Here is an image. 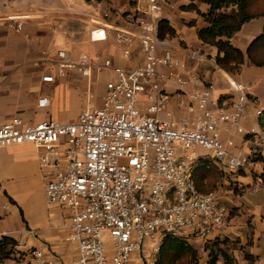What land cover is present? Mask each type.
Listing matches in <instances>:
<instances>
[{
  "label": "built area",
  "instance_id": "1",
  "mask_svg": "<svg viewBox=\"0 0 264 264\" xmlns=\"http://www.w3.org/2000/svg\"><path fill=\"white\" fill-rule=\"evenodd\" d=\"M122 15L124 25H119L106 11L92 22L88 40L111 41L124 59L141 58L138 63L121 66L112 57L73 58L58 50V69L50 66L41 76L53 82L71 70L85 78L110 71L101 105L87 91L75 120L28 123L13 117L0 125V148L31 143L40 149L44 199L67 211L66 240L77 252L74 260L64 261L41 243L29 252V264H157L167 236L204 238L226 222L228 211L218 191L200 192L195 169L207 161L239 172L264 145L263 108L244 87L229 82L234 94L216 95L214 85L186 70L183 58L160 37L162 0H135ZM29 18L8 15L5 21L21 33ZM189 56L197 59L198 53ZM169 84L181 94L180 116L169 108ZM47 105V97L38 99V107ZM231 131L250 136L254 150H236ZM174 142L191 151L177 156ZM29 233L36 236L34 230ZM147 239L152 249L146 248Z\"/></svg>",
  "mask_w": 264,
  "mask_h": 264
},
{
  "label": "crops",
  "instance_id": "2",
  "mask_svg": "<svg viewBox=\"0 0 264 264\" xmlns=\"http://www.w3.org/2000/svg\"><path fill=\"white\" fill-rule=\"evenodd\" d=\"M85 1L92 3L93 0ZM94 1L93 5L110 4L106 10L111 12L110 22L124 25L122 14L131 8L126 0ZM208 9L209 5L200 0H164L162 3V20L173 29L172 35L166 33L164 37L167 44L183 60L190 57L192 49L198 52L199 48H206L204 56L207 62L201 64L207 69L215 66L217 49L202 43L197 30L206 27L204 14ZM20 14L30 16L25 20L21 33L9 28L5 21L8 15ZM99 19L100 16L92 10L70 6L67 0H0V125L13 117L28 123L48 119L72 121L84 107L85 92L89 91L92 96V87L97 86V94H103L105 81L112 76L110 71H93L90 77L85 78L71 70L64 78L56 76L53 82L41 81V76L50 66L55 71L58 69V50L66 51L73 58L88 52L102 58L112 57L113 63L121 66L139 62L141 58L124 59L119 47L111 41L91 43L88 40L87 31L94 26L92 22ZM263 28L264 16H258L245 22L230 38V42L245 54V59L239 71L231 73L232 76L222 73L228 81L241 84L249 97L264 109V66L253 65L246 55L247 48L262 34ZM82 44L87 45V53L80 51ZM198 74L203 82L215 86L216 95L234 94L231 87L227 88L220 77H216L215 71L208 69L206 73ZM80 81L87 88L78 92ZM168 87L171 92L169 108L180 116L182 111L177 102L181 94L174 85L169 84ZM41 97L48 98L46 107L37 106ZM242 124L248 128L249 121ZM230 135L236 150L244 153L254 150L250 136L243 137L233 131ZM259 152L262 159L252 161L241 174L231 177L242 187L240 193H235L228 185L221 187L225 179L217 187L220 201L228 211L224 225L207 237L185 239L196 250L198 264H208L209 250L205 246L216 241L235 264H264V145ZM39 155L40 149L31 143L0 148V238H14L18 243L16 255L22 257L18 262L8 259L0 264H29V252L41 243L45 251L64 261H72L77 256L75 246L66 240L68 232L63 227L67 211L48 205L44 199ZM29 230H34L36 236ZM217 264H225L221 256Z\"/></svg>",
  "mask_w": 264,
  "mask_h": 264
},
{
  "label": "trees",
  "instance_id": "3",
  "mask_svg": "<svg viewBox=\"0 0 264 264\" xmlns=\"http://www.w3.org/2000/svg\"><path fill=\"white\" fill-rule=\"evenodd\" d=\"M209 5L207 13L204 14L206 27L197 30L198 39L207 45L217 49L215 60L217 64L227 72H238L244 63L245 54L230 42V38L240 30L241 26L252 18L263 16L264 10L255 12L253 4L257 0H200ZM165 28L166 33L173 34V29L165 20L159 22V28ZM164 33H160V37L164 38ZM264 38V28L262 34L256 37L249 45L246 51L247 58L255 66H264V60L257 62L253 59V50L259 41ZM259 123L264 130V109L263 114L259 118ZM205 173L208 177L215 170L207 161L200 164L194 171L195 183L198 187L200 174ZM17 241L9 236L0 238V263L8 259H12L17 253ZM205 249H209L208 264H217L221 256L225 264H235L231 258L221 247L219 242H214L211 246L206 245ZM187 262V264H198V254L195 249L183 238L175 236H167L159 250L157 264H178L179 262Z\"/></svg>",
  "mask_w": 264,
  "mask_h": 264
},
{
  "label": "rangeland",
  "instance_id": "4",
  "mask_svg": "<svg viewBox=\"0 0 264 264\" xmlns=\"http://www.w3.org/2000/svg\"><path fill=\"white\" fill-rule=\"evenodd\" d=\"M257 1L258 2L255 1V3L253 4V10L255 12L264 10V0H257ZM67 3L73 7L78 6V7H84V8H87L89 10H92L95 14H97V16H100V17L103 16L104 11L108 10L109 7H111L110 4H108L107 2H103L101 4L93 5L95 3L94 0L92 1V3H87L85 0H67ZM134 3H135V0H126L127 5L130 4V6H132V4H134ZM162 3H164V0H162ZM59 5H63V4L60 3ZM127 5H126V7H127ZM259 21L261 24V20H259ZM165 31H166L165 28H162V27H161V29L159 28V35L161 32L164 33ZM165 34H166V32H165ZM164 37H166V35H164ZM80 48H81L80 51H82L83 53H87L88 47L86 44H82L80 46ZM205 49L199 48L200 51L197 52L199 59L198 58L192 59L190 57L187 58L186 63L188 65V68L193 69L195 67V65H197V63H199L198 66L194 69L195 72L203 74V73H206L208 71V69L211 72L215 71L216 77L217 78L220 77V79H221L220 81H222L224 83V85L230 89L228 81H226L227 79L224 77L222 71L226 72L229 76L233 75V74H231L232 72H227L225 69L220 67L217 64V62L215 63L214 67H208V69L205 67L204 64H201V63L207 62V58L204 56ZM193 50H195V49H192V51ZM87 54L89 55V52ZM91 56L94 57V55H91ZM252 56H253V59L257 62L264 60V38H263V40L259 41L256 48L253 50ZM213 65H214V63H213ZM215 69H217V71ZM232 78H235V77H232ZM86 88H87V86L82 81H80L78 83V90H79L78 92H80L81 90H84ZM262 90H264V88ZM91 97L93 99V102L96 105H101L100 95L97 94V86L92 87V96ZM255 103L257 104V102H255ZM174 148H175V152H176L177 156H179V157L184 156L191 151V149H183V145L180 142H174ZM196 153L203 154L204 151L202 149H198V150L196 149ZM252 154H253L251 157L252 161H259L260 159H262L261 153L259 151H257L256 153H252ZM210 164H211V167L215 170V172L211 173L208 177H206L205 173H203V172L200 174L199 177H200L201 181L198 182V187L200 188L198 190L200 192L207 193L209 191L217 190L218 189L217 187L223 183V179H225L226 182L223 185H221V187H223L224 185H228L230 189H233L235 191V193L241 192L240 189L242 187H240L238 185V183L235 182L234 180H231V177H234V175L239 174L240 172H242V170L239 172H235V173L234 172H226V171L219 169L217 166L213 165L212 163H210ZM102 235H103V239L108 242L109 238L107 236V232H103ZM146 248L152 249V243L150 242L149 239L146 240ZM206 250H209V249H206ZM12 259H14L16 262H18V260L22 259V257L19 254L18 255L15 254ZM7 261L8 260H6L4 262L6 263ZM135 262L138 263V261H135ZM178 264H187V262L183 261V262H179Z\"/></svg>",
  "mask_w": 264,
  "mask_h": 264
},
{
  "label": "water",
  "instance_id": "5",
  "mask_svg": "<svg viewBox=\"0 0 264 264\" xmlns=\"http://www.w3.org/2000/svg\"><path fill=\"white\" fill-rule=\"evenodd\" d=\"M190 58H192V57H190ZM192 59H195V58H192ZM186 60H187V58H185L183 61H184V64H185V69L186 70H191V69H189L188 68V65H187V63H186Z\"/></svg>",
  "mask_w": 264,
  "mask_h": 264
},
{
  "label": "bare ground",
  "instance_id": "6",
  "mask_svg": "<svg viewBox=\"0 0 264 264\" xmlns=\"http://www.w3.org/2000/svg\"><path fill=\"white\" fill-rule=\"evenodd\" d=\"M228 81V80H227ZM228 82H230V81H228ZM231 83H233V84H236L234 81L233 82H231Z\"/></svg>",
  "mask_w": 264,
  "mask_h": 264
}]
</instances>
